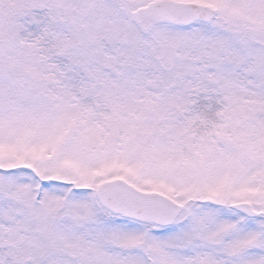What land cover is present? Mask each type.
I'll return each mask as SVG.
<instances>
[{
    "label": "snow or ice",
    "instance_id": "1",
    "mask_svg": "<svg viewBox=\"0 0 264 264\" xmlns=\"http://www.w3.org/2000/svg\"><path fill=\"white\" fill-rule=\"evenodd\" d=\"M0 264H264V0H0Z\"/></svg>",
    "mask_w": 264,
    "mask_h": 264
}]
</instances>
